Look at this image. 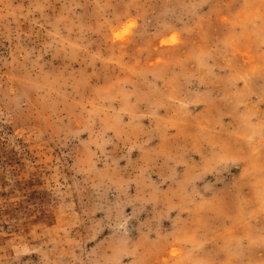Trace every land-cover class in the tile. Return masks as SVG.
I'll return each mask as SVG.
<instances>
[{"label":"rangeland","instance_id":"374dc122","mask_svg":"<svg viewBox=\"0 0 264 264\" xmlns=\"http://www.w3.org/2000/svg\"><path fill=\"white\" fill-rule=\"evenodd\" d=\"M0 264H264V0H0Z\"/></svg>","mask_w":264,"mask_h":264}]
</instances>
